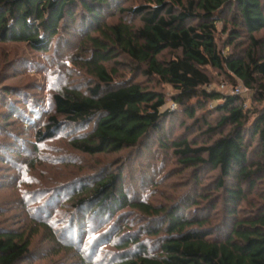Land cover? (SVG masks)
<instances>
[{
	"label": "trees",
	"instance_id": "trees-1",
	"mask_svg": "<svg viewBox=\"0 0 264 264\" xmlns=\"http://www.w3.org/2000/svg\"><path fill=\"white\" fill-rule=\"evenodd\" d=\"M118 1L0 0V43L38 52H48L81 15L71 61L88 77L56 91L49 111L30 116L32 138L25 121L7 139L30 143L35 166L40 145L64 125H91L69 147L87 157L129 150L132 161L140 150L151 154L160 162L143 181L162 198L131 194L139 179L124 175L128 160L120 155L81 174L57 163L23 194L37 224L28 232L0 227V264H23L41 232L51 255L76 259L59 264H264V0ZM113 4L116 22L109 21ZM124 70L137 77L121 79ZM211 70L231 91H252L253 105L209 89L217 78ZM164 84L175 89L180 111H161ZM213 100L220 102L208 111ZM205 109L219 114L216 123ZM8 120L0 112V126ZM204 169L218 173L214 181L201 180Z\"/></svg>",
	"mask_w": 264,
	"mask_h": 264
},
{
	"label": "rangeland",
	"instance_id": "rangeland-1",
	"mask_svg": "<svg viewBox=\"0 0 264 264\" xmlns=\"http://www.w3.org/2000/svg\"><path fill=\"white\" fill-rule=\"evenodd\" d=\"M131 3H135L134 5H136L137 1L119 0L118 6H129ZM112 6L114 14L109 21L116 22L121 19V16L118 13L117 6L114 4ZM78 19L79 22L70 23V28L65 29L63 27L61 29L60 35L50 45L48 52H38L25 43H0V112H5L11 116V120L4 122L0 126V144L2 146L5 145V152H2L4 158L0 161V183L2 186L0 187V227L6 229L15 228L18 229V232H28L32 226L37 224L33 223L35 220L33 221L31 217L32 212L29 211V207L24 205L26 201L23 199V194L27 192L29 187L32 188L31 191L38 187L37 181L43 180L40 175L53 169V166L57 165V163L58 169L62 164H65L69 173L77 174L76 171H79V174H81L86 172L88 168L95 167V164L97 165V169L102 168L103 164L105 165L108 160L112 161L113 157L120 155L119 160H128L124 175L130 176L133 179H139L136 182L137 187L131 190V194L135 195L138 191L137 196L139 197L141 194H144L148 195V199H151V197L156 200L162 198L157 196L156 189L153 190L152 187L148 188V184L143 181L145 171L153 172V169L158 167L160 162V159L151 161L148 158L151 154L140 150L137 153V157H140L139 160L132 161L131 158H128L130 157L129 150H124L117 155L87 157L69 147V140L74 135L83 134L90 129L91 125H82L81 127H78L80 125H64L56 139L45 141L40 145L35 166H29L31 160L36 157V153L30 143L18 141V139L10 142L7 139L10 137L8 134L10 130L19 129L22 131L25 121L28 124L27 131L24 129L26 137L32 138L36 126L30 122V116L34 118L37 116L36 113L38 111H49L52 95L56 91H60L65 86H83L84 84L81 82L88 80L86 73L82 69L77 68V66H73V62L71 61V57L78 50L85 25L81 15ZM218 27L221 29L220 23ZM224 38L223 35L220 37L221 44ZM228 51L227 49L225 52ZM211 73L213 77L217 78L209 86V89L218 87L223 93H232L231 86L226 81H222L223 78L216 71L211 70ZM133 77H137L136 74L129 70H124L120 78L129 79ZM137 79L143 80L142 77ZM218 82H221L220 85H218ZM222 84H225L224 88ZM159 88L165 92L167 97V103L161 111L171 109L173 104H176L177 107L175 109L180 111L182 109L181 106L172 100L175 89L167 84L159 85ZM239 95L245 98L248 108L253 105L252 97L254 93L252 91L247 90ZM219 102L220 100L211 101L206 109L208 111L211 110ZM206 109L205 114L208 113ZM198 115L202 117L204 113H198ZM206 115L204 118L211 123H216L219 117V114L213 111ZM41 117L38 119V123L43 122V117L42 119ZM34 120L37 121V119ZM198 175L202 181L207 183L214 181L218 173L204 169ZM23 176L24 180L22 181ZM182 178H184V175ZM183 181L184 179H181L179 182L180 188H183ZM44 237L45 235L41 232L33 238L31 255L25 258L23 264H59L60 261L64 260L68 263H76V259L72 255H68L70 254L69 252L66 254L62 253L67 256L51 255L53 244L44 240ZM84 251L88 253V251ZM114 252L115 250L111 249V252H109L105 259L114 254Z\"/></svg>",
	"mask_w": 264,
	"mask_h": 264
},
{
	"label": "built area",
	"instance_id": "built-area-1",
	"mask_svg": "<svg viewBox=\"0 0 264 264\" xmlns=\"http://www.w3.org/2000/svg\"><path fill=\"white\" fill-rule=\"evenodd\" d=\"M222 87L224 88L225 84H222ZM244 91H247V89L244 88V87H241V86H237L232 92L235 93V94H240V93H242ZM176 107H177L176 104H173L171 106V109H175Z\"/></svg>",
	"mask_w": 264,
	"mask_h": 264
}]
</instances>
